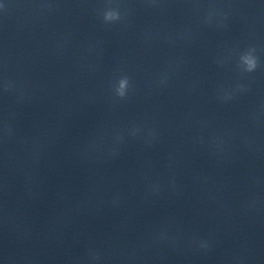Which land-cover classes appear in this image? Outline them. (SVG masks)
Listing matches in <instances>:
<instances>
[{
	"label": "clouds",
	"instance_id": "1",
	"mask_svg": "<svg viewBox=\"0 0 264 264\" xmlns=\"http://www.w3.org/2000/svg\"><path fill=\"white\" fill-rule=\"evenodd\" d=\"M120 13L114 8H109L104 12L103 19L106 22H114L120 20ZM254 49H249L247 52L243 53L240 60V67L245 72H252L257 68V58L255 57ZM129 87V81L127 77H122L117 81L115 87V92L118 97L123 98L126 94V90Z\"/></svg>",
	"mask_w": 264,
	"mask_h": 264
}]
</instances>
